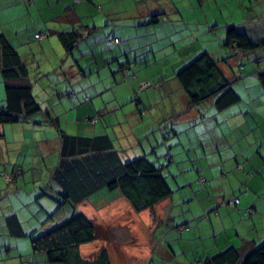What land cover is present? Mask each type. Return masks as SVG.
I'll use <instances>...</instances> for the list:
<instances>
[{"label": "crops", "instance_id": "0c3cea01", "mask_svg": "<svg viewBox=\"0 0 264 264\" xmlns=\"http://www.w3.org/2000/svg\"><path fill=\"white\" fill-rule=\"evenodd\" d=\"M231 24L252 40L264 38V0H0V34L21 54L43 109L0 123V264H61L12 233L7 217L17 215L27 235L36 236L39 209L63 198L56 179L62 144L46 113L66 127L63 115L73 109L68 122L83 121L86 131L71 133L107 134L124 161L164 145L168 161L161 166L167 178L174 174L173 192L137 211L118 190L101 188L78 203L59 204L57 218L47 209L41 233L79 210L96 225L95 239L79 246L81 255L94 258L106 248L112 264H204L230 246L241 264L264 243V45L227 47ZM64 30L80 34L72 50L59 37ZM38 32L48 35L37 42ZM112 37L120 41L108 47ZM205 51L232 82L237 103L224 109L213 100L191 103L177 73ZM140 73L153 82L130 104L138 95L130 77ZM55 96V104L66 103L61 112L46 104ZM156 99L163 104L153 106Z\"/></svg>", "mask_w": 264, "mask_h": 264}, {"label": "trees", "instance_id": "16d2710c", "mask_svg": "<svg viewBox=\"0 0 264 264\" xmlns=\"http://www.w3.org/2000/svg\"><path fill=\"white\" fill-rule=\"evenodd\" d=\"M79 35L76 30L59 32L68 50L76 47ZM113 38L106 41L108 47L118 43L112 42ZM225 45L236 50H255L264 45V38L252 40L245 31L231 24L227 28ZM0 73L6 94V103L0 105V123L23 121L42 112V105L33 92L28 67L17 48L3 33L0 34ZM177 77L193 104L213 100L218 109H224L241 98L221 71L218 61L208 51L202 52L180 69ZM259 79L264 86V68L259 71ZM46 115L47 121L56 126L62 144L60 161L56 167V179L64 191L63 198L58 201L60 206L67 202L78 203L101 188H106L118 190L140 211L173 192L164 172L165 166H157L146 155L124 161L118 151L113 149L107 134H72L62 127L58 116L50 112ZM201 119L205 121L206 117ZM196 122L193 120L192 125ZM7 223L12 233L18 236L27 234L17 215H9ZM29 235L33 247L45 251L46 260L50 263L112 264L106 248H102L94 258L81 255L79 246L95 239L96 225L93 219L79 210H74L69 218L41 234ZM239 259L237 248L230 246L206 258L204 264H236ZM241 264H264V243L253 248Z\"/></svg>", "mask_w": 264, "mask_h": 264}, {"label": "rangeland", "instance_id": "374dc122", "mask_svg": "<svg viewBox=\"0 0 264 264\" xmlns=\"http://www.w3.org/2000/svg\"><path fill=\"white\" fill-rule=\"evenodd\" d=\"M76 1H79V0H76ZM23 18H26V17H22V19ZM20 20L21 19H19V20H17L16 22H20ZM37 42H38V40H36ZM0 75H1V73H0ZM1 77H2V75H1ZM130 79H132L131 81H136L137 83H138V89H137V93H138V95H137V97H135V99H132L131 101L129 100L128 101V103H130V104H137L138 102L136 101V100H138L139 98H141L142 96H141V94L143 93V92H145L146 90H147V88H149L150 86H147V87H144L143 86V84L144 83H146V82H149L150 84L153 82V81H151L149 78H147V75L145 74V73H140L139 75H138V77L137 76H133V77H130ZM2 80H3V77H2ZM124 82H127L128 83V80H126V81H124ZM133 82V83H134ZM135 84V83H134ZM154 84V83H153ZM4 87H5V84H4ZM154 87V86H153ZM135 92V94H137ZM150 96H153V98L155 97L153 94H151L150 93ZM146 97H148V95L146 94ZM244 99H246L245 97H243V100L242 101H245ZM59 101V96H55V97H53L52 98V102L51 103H46L47 105H48V108H52L55 112H61L62 110L61 109H64V105H66V103L64 102H59L58 104H55V102H58ZM166 102V101H165ZM167 103V102H166ZM159 104H163V101H162V99H156V100H154V102H153V106H156V107H158L159 106ZM126 106H128V105H126ZM68 108V107H67ZM66 108V109H67ZM51 109V110H52ZM76 109H73L72 111L70 110V111H68V113L66 112V114L65 115H63V118H64V123L66 124V127H64L69 133H77V129H78V127L80 128L79 129V131L78 132H80V133H85V131H86V129H84V125H83V121H82V123L79 125V124H74V123H72V122H68L69 120H68V114H69V116H70V114H72V113H74V114H76ZM65 119H66V122H65ZM50 130H51V133H49V136L52 134V132H53V128L52 127H50L49 128ZM49 131V130H48ZM39 133L40 132H38L37 134H38V136H39ZM154 134H156V132L154 133ZM152 137L153 136H155V135H151ZM152 137H150L149 138V140H148V138H147V142H149L150 143V141H152L153 140V138ZM40 138V137H39ZM174 147H176V146H174ZM166 147L164 146V145H158V144H156V147H155V150H156V152H149V154H148V158L150 159V160H154L155 161V163H156V165L157 166H161L163 163H164V161H168V159H167V155L164 153V149H165ZM50 162L51 161H47V164L49 165L50 164ZM174 174L173 175H171V177H169L168 176V180H172V182H174L175 181V179H174ZM181 177H184L183 175H180ZM47 182V181H46ZM198 182L199 183H202L200 180H199V178H198ZM42 183H45V182H42ZM46 184H49V182L48 183H46ZM40 185H41V181H40ZM186 189L187 188H184V190L186 191ZM42 199V197H40V200ZM45 201H47V200H45ZM40 204L42 205V202H40ZM45 208L46 209H44V208H41V209H39V226H38V231H37V233H39V234H41V230H42V227H43V224L45 223V219H46V216L44 217V213L43 212H48L47 211V209H49V212L50 213H53V216L55 217V218H57V211L60 209L59 208V204H55V207H52V206H45ZM71 208V206H69V207H62L61 208V211L63 210V211H66V209H70ZM73 210V209H72ZM56 221V220H55ZM20 239H24V240H28L31 244H32V238L30 237V236H28L27 234L26 235H24V236H20L19 237Z\"/></svg>", "mask_w": 264, "mask_h": 264}, {"label": "built area", "instance_id": "2783aa9c", "mask_svg": "<svg viewBox=\"0 0 264 264\" xmlns=\"http://www.w3.org/2000/svg\"><path fill=\"white\" fill-rule=\"evenodd\" d=\"M45 37H46V33H45V32H38V33L35 35V38H36V39H39V40H41V39H43V38H45ZM119 41H120V39L117 38V37H115V38L112 39V42H119ZM151 85H152V83L150 84L149 82H146V83L143 84L144 87L151 86ZM17 173H21V170H19ZM199 180H200L201 182H205V181H206V179H205L204 176H200V177H199ZM237 199H238V198H234L233 200H231V204H235V203L237 202ZM252 211H253V210H252L251 208L248 209V212H252Z\"/></svg>", "mask_w": 264, "mask_h": 264}]
</instances>
